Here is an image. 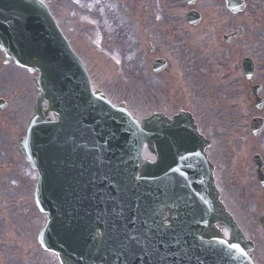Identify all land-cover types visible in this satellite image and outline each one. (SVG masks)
I'll list each match as a JSON object with an SVG mask.
<instances>
[{
    "label": "water",
    "instance_id": "water-1",
    "mask_svg": "<svg viewBox=\"0 0 264 264\" xmlns=\"http://www.w3.org/2000/svg\"><path fill=\"white\" fill-rule=\"evenodd\" d=\"M0 8L8 10V17L12 21L11 29L0 34L3 41L11 43V56L18 65L27 68L31 73L39 74L35 83L41 95L37 99L35 116L27 132V139L20 145V152L26 161L39 172L36 201L40 209L47 212V225L39 236V243L43 242L58 253L63 264H120L113 260V255L121 257L128 264H139L125 253L131 250L125 244L127 237L135 232L134 227L128 225L129 229L125 232L120 227L111 228V217L105 227L100 224L97 214H93L95 191L101 187L97 183L100 175L111 173L112 166L119 167L121 153L109 151L104 157L105 166L99 169L96 156L95 161L93 158L94 150H71L63 142L62 135L65 132L68 135L73 132L82 134L77 141H88L86 135H90L93 146L103 143L108 145V139L112 135L117 138L119 148L128 146L127 155L130 153L131 156L128 167L132 169L128 178L131 191L127 192L125 204H128L129 217L126 221H129L131 215H134L131 210H135L137 203L141 206L140 190H143V206L152 202L149 192H145L151 191L147 181L151 180L152 167H144L145 176L138 186L131 180L136 173L143 142L153 152L155 117L144 121L143 127L139 128L123 108L113 109L99 93L92 95L82 64L72 54L42 5L28 0H11V4L7 0H0ZM1 15L6 17L2 11ZM43 100L47 102L49 111L59 116L57 123L50 122L47 113L41 110L40 103ZM185 122L183 117L174 120L177 127ZM159 123L163 124L161 121ZM167 133L177 149L184 147L185 137L179 130L170 128ZM159 140L162 144L167 143V136L162 135ZM107 147L110 148L111 145ZM197 191L199 200L196 206L192 204L190 209L187 205L185 209L179 208L175 211V226H187V238L194 247L199 244L200 235L205 241L216 237L210 246L222 244L218 235L210 230L214 223L227 227L232 232V243L238 242L239 235L234 224L222 212L221 207L219 208L209 178L207 184L197 187ZM107 192L111 200L104 207L106 212H111L115 206L116 192L112 188ZM205 220L207 227L202 224ZM104 228L111 229L104 242L96 244L95 231L92 230ZM201 250L192 252L190 264H199ZM174 252L173 250L172 254ZM232 252L236 251L232 249ZM221 253L208 251L204 256L206 264L224 261ZM183 261L186 260L179 262ZM175 263L171 259L170 264Z\"/></svg>",
    "mask_w": 264,
    "mask_h": 264
},
{
    "label": "flooded vegetation",
    "instance_id": "flooded-vegetation-1",
    "mask_svg": "<svg viewBox=\"0 0 264 264\" xmlns=\"http://www.w3.org/2000/svg\"><path fill=\"white\" fill-rule=\"evenodd\" d=\"M167 9L198 14L187 22L169 21L171 29L150 49L165 69L155 74L163 89L158 106H183L201 136L211 142L207 159L216 186L223 181V151L244 146L237 162L253 185L264 184V0H241L236 12L227 0H161ZM179 60L182 68L175 64ZM11 60L0 52V133L11 135ZM161 92H166L164 96ZM168 92V93H167ZM178 111V112H180ZM177 112V113H178ZM176 114V113H175ZM174 114V115H175ZM228 143H227V142ZM231 143V144H230ZM156 164L158 157H152ZM262 181V182H261ZM264 197V189L262 190ZM264 209V205H263Z\"/></svg>",
    "mask_w": 264,
    "mask_h": 264
},
{
    "label": "rangeland",
    "instance_id": "rangeland-1",
    "mask_svg": "<svg viewBox=\"0 0 264 264\" xmlns=\"http://www.w3.org/2000/svg\"><path fill=\"white\" fill-rule=\"evenodd\" d=\"M143 1L126 0V4L125 0H43L51 10H54L59 28L88 70L94 91L105 92L116 105L124 102L128 111L139 120L154 112L172 114L178 110L172 106L159 107L153 102L157 84L151 75L153 57L148 54V45L154 46L155 42L163 40L162 37L166 35L165 32L170 26L167 23L162 24L164 8L158 0L154 1L152 21H147L157 23L156 30L154 31L151 24L142 23L141 18L147 13ZM177 16L182 18L183 11L179 10ZM148 18L146 15L144 21ZM149 34L157 39L151 40ZM21 76L20 71L11 70L12 80L19 81ZM139 78H143V83ZM114 84L115 87L112 88ZM141 88L142 96L138 94ZM146 92L149 96L145 99L143 94ZM22 103L20 118L28 117L29 107L25 102ZM16 125L21 127V121ZM12 137L13 135L11 140L0 139V157L6 156L5 162L13 168L11 169L13 173L9 174L0 158V168H4L0 170V253L7 250L1 249L4 247L27 249L12 246L13 243H29L28 257L33 258L32 264L43 263L40 260L42 252L32 248L36 244L37 230L43 222L42 216L34 210L31 199L34 191L32 181L36 180V176L34 173L30 176V170L21 160ZM227 154L221 169L224 180L219 183L223 200L231 210L233 207H244L245 210H249L244 202L239 204L237 201L244 198V194L250 190L244 174L248 169L234 163L226 164L225 161L232 158L230 152ZM232 169L241 175H233ZM253 187L255 188L254 185ZM256 251L264 252V244L257 237ZM5 254L10 264H14L12 260L19 259L23 261H17L18 264L25 263V257H20L16 252L11 256L7 251ZM0 257V264H6L3 254H0ZM48 262H51L50 258ZM257 264H264V260Z\"/></svg>",
    "mask_w": 264,
    "mask_h": 264
}]
</instances>
